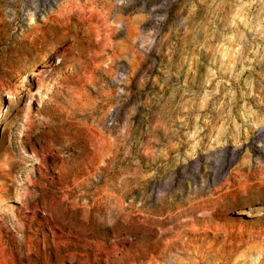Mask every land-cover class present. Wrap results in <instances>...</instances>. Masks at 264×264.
Returning a JSON list of instances; mask_svg holds the SVG:
<instances>
[{
	"label": "rangeland",
	"instance_id": "rangeland-1",
	"mask_svg": "<svg viewBox=\"0 0 264 264\" xmlns=\"http://www.w3.org/2000/svg\"><path fill=\"white\" fill-rule=\"evenodd\" d=\"M0 264H264V0H0Z\"/></svg>",
	"mask_w": 264,
	"mask_h": 264
},
{
	"label": "bare ground",
	"instance_id": "bare-ground-1",
	"mask_svg": "<svg viewBox=\"0 0 264 264\" xmlns=\"http://www.w3.org/2000/svg\"><path fill=\"white\" fill-rule=\"evenodd\" d=\"M55 61V60H54ZM3 166H7L6 173H10L12 169V165H9L7 162L3 164Z\"/></svg>",
	"mask_w": 264,
	"mask_h": 264
}]
</instances>
